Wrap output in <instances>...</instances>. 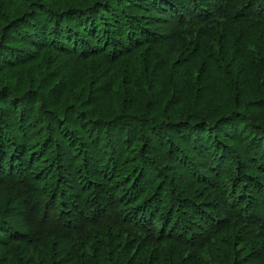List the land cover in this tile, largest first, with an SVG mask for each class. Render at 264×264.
Instances as JSON below:
<instances>
[{
    "label": "trees",
    "instance_id": "1",
    "mask_svg": "<svg viewBox=\"0 0 264 264\" xmlns=\"http://www.w3.org/2000/svg\"><path fill=\"white\" fill-rule=\"evenodd\" d=\"M0 264H264V0H0Z\"/></svg>",
    "mask_w": 264,
    "mask_h": 264
}]
</instances>
